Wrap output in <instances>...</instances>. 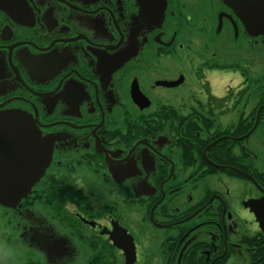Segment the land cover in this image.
Here are the masks:
<instances>
[{"label": "flooded vegetation", "instance_id": "1", "mask_svg": "<svg viewBox=\"0 0 264 264\" xmlns=\"http://www.w3.org/2000/svg\"><path fill=\"white\" fill-rule=\"evenodd\" d=\"M226 2L0 0L9 264H264V29Z\"/></svg>", "mask_w": 264, "mask_h": 264}, {"label": "water", "instance_id": "2", "mask_svg": "<svg viewBox=\"0 0 264 264\" xmlns=\"http://www.w3.org/2000/svg\"><path fill=\"white\" fill-rule=\"evenodd\" d=\"M226 3L238 11V14L241 18L247 23L250 24L252 28H263L264 29V0H225ZM28 119L25 116L17 114H0V134L6 131L7 127H11L13 124L25 123ZM3 136L0 135V147L3 145L2 142ZM2 165V163L0 164ZM4 168L3 166L1 167ZM25 195L24 190H20L18 193H6V177L0 179V203L3 205H9L15 200L21 199ZM125 232L123 235H125ZM128 236V235H126ZM130 239H123L119 245L123 247L126 252L127 262H134L136 257V251L133 242Z\"/></svg>", "mask_w": 264, "mask_h": 264}, {"label": "clouds", "instance_id": "3", "mask_svg": "<svg viewBox=\"0 0 264 264\" xmlns=\"http://www.w3.org/2000/svg\"><path fill=\"white\" fill-rule=\"evenodd\" d=\"M11 254V250L6 244L0 245V264H9Z\"/></svg>", "mask_w": 264, "mask_h": 264}]
</instances>
